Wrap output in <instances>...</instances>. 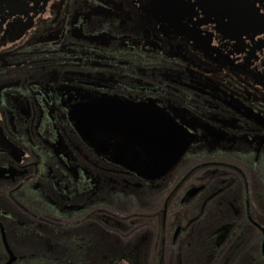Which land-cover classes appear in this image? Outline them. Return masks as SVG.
Returning a JSON list of instances; mask_svg holds the SVG:
<instances>
[{"label": "flooded vegetation", "instance_id": "obj_1", "mask_svg": "<svg viewBox=\"0 0 264 264\" xmlns=\"http://www.w3.org/2000/svg\"><path fill=\"white\" fill-rule=\"evenodd\" d=\"M247 1L241 27L242 0H0V264H264ZM146 110L188 138L165 173L131 162L160 152Z\"/></svg>", "mask_w": 264, "mask_h": 264}, {"label": "water", "instance_id": "obj_2", "mask_svg": "<svg viewBox=\"0 0 264 264\" xmlns=\"http://www.w3.org/2000/svg\"><path fill=\"white\" fill-rule=\"evenodd\" d=\"M215 0H213L214 2ZM217 1V0H216ZM221 1H226L227 5L226 7L229 8V2L231 0H221ZM235 0H232V4L231 7H233V3ZM243 4H242V11L240 13H232V15L230 16V14H224V16L222 17V23L225 25H228L225 21H224V17L229 18V20L231 22L228 21V23L232 24L234 26V18L236 17H241V20L238 24V21H236L237 26H241V27H245V26H249L251 25V14L250 11L252 10L253 6L247 1V0H242ZM223 7V6H222ZM231 17H233V19L231 20ZM90 116L89 118H87L86 122H82L80 121V119L77 118V116L74 113V118L76 120V123H78V128L81 131H84L87 134V138H89L88 140L92 142L93 140V111L90 110ZM147 112V116H146V120L148 121H155L157 122V124L154 125H149L147 124V130H161V134H162V141H161V146H160V152L159 155H155L154 157H150L147 156L145 160L141 159H131V162L136 164V167L138 165L141 166V169H143L144 171H147L148 173L150 171H155V170H162L163 173H165L168 169L173 168L180 160L181 156L184 154L185 150L187 149L189 143L187 142L188 138H186V134H184V132L181 129H177V128H172L173 132L171 134V127H166V122L163 120L162 125L158 127V120L160 119H156L154 115H150L149 110H146ZM153 121V122H154ZM150 138L149 135L147 137V148H148V152H149V148H152L153 151H155V143L150 142ZM92 144V143H91ZM94 144V143H93ZM158 145V144H157ZM156 156V157H155ZM11 261L8 263L10 264Z\"/></svg>", "mask_w": 264, "mask_h": 264}]
</instances>
